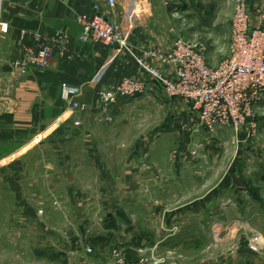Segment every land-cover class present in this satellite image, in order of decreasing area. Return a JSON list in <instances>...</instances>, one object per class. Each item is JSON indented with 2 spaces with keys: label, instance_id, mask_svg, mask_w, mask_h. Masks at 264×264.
Listing matches in <instances>:
<instances>
[{
  "label": "crops",
  "instance_id": "1",
  "mask_svg": "<svg viewBox=\"0 0 264 264\" xmlns=\"http://www.w3.org/2000/svg\"><path fill=\"white\" fill-rule=\"evenodd\" d=\"M217 1L228 2L233 12L231 0ZM247 1L251 9L259 7L264 13V0ZM200 2L206 0H115L114 6L110 0H0L1 17L10 26L0 44L2 83L12 84L10 62L22 43L23 32L27 33L24 45L32 48L36 47L34 34L53 36L67 31L71 36L69 51L73 58L56 53L48 70L33 69L13 79V94L6 103L10 110L0 119V147L5 154L2 160L27 158L38 152L39 158L34 157V161L43 168L34 174L31 168H25L21 191L17 184L11 185L16 193L29 196L22 203L29 223H36L33 212L38 210L77 212L85 205L91 226L98 231L94 239L109 238L123 225L142 227L148 221L155 242L171 241L165 233L173 228L178 232L171 236H180L179 242L188 241L191 234H183L192 230L208 234L210 242L216 244L214 255L208 256L211 246L207 247L205 261L199 264H264V255L250 251L245 245L247 238L238 234L241 223H247L264 235V169L258 173L263 186H254L248 177L251 168L264 163V96L255 107V114H263L255 134L262 137L263 145L256 146L254 138L248 141L251 129L244 127L237 133L236 150L225 171L219 156L212 159L218 166L205 168L202 163L212 161L211 157L193 158L189 153L194 144L205 148L214 141L217 147L222 146L233 130L222 128L208 135L199 127L191 107L167 98L153 84L142 97L160 100L176 116H168L149 140L140 131L132 147L128 143L131 136L122 134V121H126L122 118L126 111L122 102L126 99L103 110L97 94L119 86L125 79H145V75L134 56L120 46L107 48L80 40L78 16L101 15L120 28L136 53L152 49L171 52L182 37L183 26L176 25L175 17L183 18L182 14L192 9L206 15ZM218 15L220 18L222 11ZM259 20L255 15L252 26H258ZM212 25L204 18L199 27ZM153 63L166 77H173L174 65ZM63 85L82 89L77 100L87 106L84 111L69 110L61 96ZM43 150L52 153V163L41 158L39 152ZM242 160L247 171L240 168ZM190 167L195 169L193 173ZM192 178L200 181H196L197 188L191 185ZM211 181V187L207 186ZM62 195L68 196L67 202L60 203ZM38 224L41 226L40 221ZM230 224V229L225 228ZM218 226L220 233L215 231ZM226 242L232 245L227 251L228 247L223 248Z\"/></svg>",
  "mask_w": 264,
  "mask_h": 264
},
{
  "label": "rangeland",
  "instance_id": "2",
  "mask_svg": "<svg viewBox=\"0 0 264 264\" xmlns=\"http://www.w3.org/2000/svg\"><path fill=\"white\" fill-rule=\"evenodd\" d=\"M232 4L234 6L233 12L226 1L206 0V2H200L201 11L207 10V14L205 13L206 15L199 13L196 9H192L188 13L182 14L183 18L176 16L174 19L178 27L183 26L181 28L183 31L180 30V34L183 38L195 43H202L206 47V55L211 67L221 65L230 54L232 21L235 15V5L233 2ZM250 10L254 12L252 18H254L255 15L257 16L255 12L257 13L260 11L264 14L263 9L259 7L254 9L250 8ZM220 11H222V15L219 18L218 14ZM204 18L207 24L213 22V25L211 27L208 26V28L199 27V24H202ZM6 85V83L0 81V119L6 118L10 110L8 105L10 100L8 99L9 97H6L8 85ZM2 101L5 102L2 103ZM259 103L257 105H259ZM122 106L126 107L125 114L122 116V118L126 120L122 121V130H125L122 134L123 136L124 134L131 136L128 143L132 147L136 139L140 137V131L142 132V136L149 140L156 132V127L160 126L168 116H176V114L170 113L168 107H165L164 103H161L160 100L149 99L142 96L126 99L122 102ZM262 117V113L255 114L253 123L258 126L257 122ZM251 123L246 125L250 126L251 129V135L248 141L254 138L256 141L255 145L262 146V137H260L259 134L255 135L257 134V126L255 129H252ZM246 126H243L242 129ZM231 130L233 129L231 128ZM240 132L233 130L232 133L229 134L228 139H224V141L221 142L222 146L220 145V141L218 142L215 140L220 145L219 147H217L218 145H216L214 141H211L205 148L194 144L189 154L193 158L199 156L203 158V156L206 155L207 157H211L210 160L219 156L220 159H218V162H220L221 159L223 160L221 169L225 171L229 165V158L232 152L234 154L236 150V136L237 133ZM207 134L210 136L213 135ZM225 141L227 142L225 143ZM260 149L257 151L262 154V149ZM252 151L254 153L256 152L255 150ZM39 153L42 155V159L45 161L48 160V164L54 161L50 151L43 150ZM241 156L244 157V154H241ZM4 157L5 154H3L0 147V262H8L7 264H104L109 263L113 259V253L116 250H122L129 262H136L142 258H159L176 264H199L205 261L206 254L204 253L206 248L210 246L211 248L208 252V256L212 257L214 255L212 251L216 244L214 241L210 242L208 234H203L202 231L197 232L192 230L183 234V236H189V234H191V237L188 241L184 239L185 242H179L180 236H171V234H176L178 232L177 228H173L172 231H166L167 233H165L166 238L170 237L171 241H152V230L147 226L148 221L147 224L144 223L142 227L130 228L123 225L119 231L112 234L111 242L108 246L103 249L97 248L91 241L94 239L92 236L98 233V231L94 230L91 226L90 216H87L88 211L85 209V205L82 207L81 211L77 212H73L72 210H38L33 212L36 223H29L27 221L29 217L28 211L24 210L22 207V203L25 202L29 196H24L23 193L19 192L16 193V191L12 190L11 185L12 183L17 184V187H19L21 191L24 182L23 177L25 175V168H31L32 171L31 169L30 171L33 174L43 169H40L38 167L39 164H35L34 161V157L36 159L39 158L38 152L32 154L31 157L24 158L14 156L7 161L2 160ZM210 162L202 163V166H205V168L209 166H218L215 161L212 160ZM241 162H243L239 164L241 170L247 171L245 160ZM263 164L264 163H260V165H257L254 169L251 168L249 172V180L255 183L254 186H263L261 180L258 179V173L264 169ZM43 165H45V162ZM189 170L193 173L195 169L190 167ZM190 180L191 185L193 186L194 184L193 188H197V180L194 178ZM199 182L200 181H197V184ZM213 182L214 181H211L207 186L211 187ZM144 192L146 194L149 193V191ZM145 193L143 194V198H145ZM48 195L47 202L50 201ZM60 197V203L67 202L66 199L68 196L62 195ZM195 217L197 219L198 215H195ZM38 221H40L41 226H39ZM231 227L230 224L225 228L230 229ZM238 234L239 236L243 235L247 238L245 245L250 251L257 255H264V235L262 233L247 223H241ZM135 236H137V239H140V247H136L133 244V238ZM250 242H253L254 248L256 249L255 251L251 250L249 245ZM230 245V242H226L223 248L228 247L225 250H230ZM88 247L93 249V253H87L86 250ZM220 247L221 246L218 248ZM130 248L137 255L136 260L134 257V259L130 257L127 258L126 250ZM2 253L5 255H2Z\"/></svg>",
  "mask_w": 264,
  "mask_h": 264
},
{
  "label": "built area",
  "instance_id": "3",
  "mask_svg": "<svg viewBox=\"0 0 264 264\" xmlns=\"http://www.w3.org/2000/svg\"><path fill=\"white\" fill-rule=\"evenodd\" d=\"M235 15L232 21L231 49L228 58L217 67L209 65L206 47L179 37L171 52L158 49L144 50L136 53L127 41L120 28L101 15H79L77 22L82 27L80 40L86 44H101L107 48L116 43L122 50L134 56L140 72L145 79H125L119 86L101 90L97 94L100 107L108 110L120 100L144 96L151 84L161 88L167 98L180 100L191 107L199 127L206 133L214 134L222 128H232L240 132L243 126L253 123L255 107L264 96V14L259 17L258 26H252L254 12L246 0H232ZM114 6L115 0H110ZM10 32V26L4 22L0 12V44ZM27 33L21 35V45L10 62L12 70L6 97H12L13 79L29 71L48 70L56 53L62 57L73 58L69 46L71 36L67 31H58L53 36L34 34L36 47H28L23 41ZM174 65L173 77H166L153 62ZM82 89L76 86L63 85L62 100L72 112L84 111L87 106L77 98ZM220 233L221 227L215 228ZM251 250L253 242L249 243ZM87 253H93L91 247ZM173 254V253H171ZM104 264H176L165 259L142 258L129 262L122 250L113 253V259Z\"/></svg>",
  "mask_w": 264,
  "mask_h": 264
},
{
  "label": "trees",
  "instance_id": "4",
  "mask_svg": "<svg viewBox=\"0 0 264 264\" xmlns=\"http://www.w3.org/2000/svg\"><path fill=\"white\" fill-rule=\"evenodd\" d=\"M92 244L96 247H100L101 249L105 248L106 246H108L111 242V237L109 238H103V237H98V238H95L93 239L92 241ZM133 244L136 246V247H140L141 246V243H140V239H137V236H135L133 238ZM126 256L127 258L130 257L132 259L135 258V260L137 259V255L134 253L133 250L128 249L126 250ZM134 257V258H133Z\"/></svg>",
  "mask_w": 264,
  "mask_h": 264
},
{
  "label": "water",
  "instance_id": "5",
  "mask_svg": "<svg viewBox=\"0 0 264 264\" xmlns=\"http://www.w3.org/2000/svg\"><path fill=\"white\" fill-rule=\"evenodd\" d=\"M115 46H119V45L116 43Z\"/></svg>",
  "mask_w": 264,
  "mask_h": 264
}]
</instances>
